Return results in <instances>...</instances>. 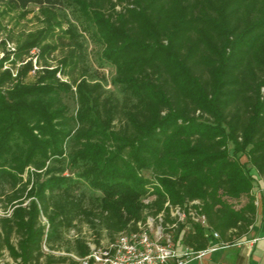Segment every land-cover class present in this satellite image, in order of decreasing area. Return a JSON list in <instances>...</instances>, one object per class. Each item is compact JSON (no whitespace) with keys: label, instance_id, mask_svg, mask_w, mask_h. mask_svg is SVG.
Listing matches in <instances>:
<instances>
[{"label":"trees","instance_id":"trees-1","mask_svg":"<svg viewBox=\"0 0 264 264\" xmlns=\"http://www.w3.org/2000/svg\"><path fill=\"white\" fill-rule=\"evenodd\" d=\"M0 4L69 8L115 69L110 80L90 73L82 34L65 12L74 48L61 66L25 82L30 63L16 81L0 64V256L80 264L89 242L79 233L68 239L80 223L100 245L103 232L112 241L137 231L167 202L201 201L224 244L249 233L253 191L264 180V0ZM52 30L20 44L18 59L33 47L43 57L57 51L43 45ZM81 64L74 91L57 74ZM184 242L210 244L199 227Z\"/></svg>","mask_w":264,"mask_h":264},{"label":"rangeland","instance_id":"rangeland-1","mask_svg":"<svg viewBox=\"0 0 264 264\" xmlns=\"http://www.w3.org/2000/svg\"><path fill=\"white\" fill-rule=\"evenodd\" d=\"M64 12L68 14L69 20L77 25L79 33L82 34V37H79V39L85 44V51L83 52L87 60L84 66L90 69L92 75L97 72L99 79L105 76L110 80L115 74V69L105 63L102 58L101 46L92 39L91 34L83 31V26L78 24V16L74 15L69 8L49 12L31 6L28 11L23 12L15 10L8 5L0 4V64H2V72H9L12 79L16 81L19 76V69L23 65L30 63L32 69L28 73L25 82H34L44 68L53 70L61 66L64 57H67L74 48L71 40L63 34L67 33L70 29L67 21L61 18ZM49 28L53 29V36L43 45L58 44V50L47 57H43L42 47H33L27 55H24L22 59H18L17 54L20 44L27 42L32 35H37L39 32ZM82 69L83 64L76 70L68 68L66 72L70 73V75H67L68 73H58L57 78L71 84L81 79ZM71 85L73 86V84ZM73 89L76 91L74 86ZM144 175L151 177L148 172H145ZM234 205L236 208H240V202H234ZM78 233L86 238L90 244L94 243V240H97L96 233L86 223H80L77 231L71 232L68 239L74 238ZM101 240V243L109 242L108 233L103 232Z\"/></svg>","mask_w":264,"mask_h":264},{"label":"built area","instance_id":"built-area-1","mask_svg":"<svg viewBox=\"0 0 264 264\" xmlns=\"http://www.w3.org/2000/svg\"><path fill=\"white\" fill-rule=\"evenodd\" d=\"M165 211L157 217H147L138 224L137 231L125 232L114 240L96 245L90 244L85 258H75L80 264H189L226 244L218 232L212 230L199 200L172 205L167 202ZM4 212L0 210V216ZM199 227L209 246L195 250L185 244V237ZM7 252L0 256V264H17Z\"/></svg>","mask_w":264,"mask_h":264},{"label":"crops","instance_id":"crops-1","mask_svg":"<svg viewBox=\"0 0 264 264\" xmlns=\"http://www.w3.org/2000/svg\"><path fill=\"white\" fill-rule=\"evenodd\" d=\"M253 195L256 219L249 233L189 264H264V180L258 181Z\"/></svg>","mask_w":264,"mask_h":264}]
</instances>
